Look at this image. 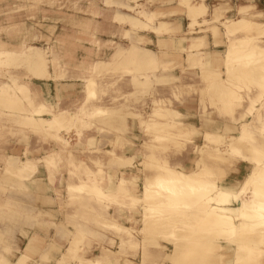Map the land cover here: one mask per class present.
<instances>
[{"label": "bare ground", "instance_id": "6f19581e", "mask_svg": "<svg viewBox=\"0 0 264 264\" xmlns=\"http://www.w3.org/2000/svg\"><path fill=\"white\" fill-rule=\"evenodd\" d=\"M176 1L178 7L186 13L189 32L192 34L188 37L187 43L180 47V51L185 52L183 59L187 65L198 68L202 73L196 80V85L201 90L204 109L210 107L221 118L233 119L238 110L244 108L243 118L250 114L255 121L252 123L243 121L238 127L227 123L224 133L206 130L203 134L205 143L199 148L201 156L196 159L194 169L187 170L172 164V158L178 155L176 154L178 144H182L196 132L194 125L186 124L182 117L184 114L182 115V112L174 107L175 98H180L181 94L187 91L185 86L189 76L184 65L181 67L182 77L174 74L168 69L172 60L163 58L166 54H163V50L162 53L153 50L128 32L152 30L159 34L169 30L167 27L174 22L163 19L157 22V11L154 10L141 12V18L119 11L115 19L128 25L125 36L129 38V43L126 45L118 43L112 56L107 60L96 61L93 69L99 71L104 67L121 66L126 73L133 75L135 94H154L157 98L153 101L147 118H144L138 112L127 110L124 106L109 107L99 101L100 84L94 77H88L83 80V96L87 104L83 111V119L103 122L111 118L119 124H124L123 128L112 125L115 126L116 137L120 140L126 137L127 130L124 126L130 118H134L140 125H145L146 130L153 133L154 149L164 151L165 155L159 157L153 151L151 153L147 151L146 158L156 160L155 163L152 162L155 169L153 175L145 177L140 196L132 195L130 181L133 178L126 177L124 173L117 187L105 193L101 185L103 172L99 168L93 170L84 166L85 161L80 157L72 156L61 143L58 149L49 150L42 158L25 152L22 153L23 157L16 153L1 155L4 168L0 184H9L12 189L21 190L20 194L23 196L22 189L32 186L35 182L41 163L47 170L52 184L60 180V175L56 176V172L59 171L61 164L68 162L72 169L83 165L86 169L82 173L69 171L71 182L67 187L69 206L80 215L76 218V230L70 232L67 225L62 223L55 228L53 236L56 241H68L70 249L75 253L81 244L99 237L100 230L93 228L94 225H99L103 231L117 235L123 245L132 247L142 245L144 252L148 248L151 249V253H145L142 264H162L159 258L166 248L163 243L172 245L170 249L172 251L168 257H165L168 264H225L222 252L224 250L233 251L232 257L228 254L227 258L230 260L226 262L227 264H264V39H262L264 22L258 20L262 17V13L255 8L242 6L239 18L224 20L222 32L227 35L229 43L221 57H218L211 51L204 53L201 50L202 46L208 44L204 41L206 36L199 33L205 29L213 30L216 26L212 23L219 19V16L211 14L210 18L207 17L208 6L205 0ZM176 23L177 27L181 26V21ZM203 24L209 25L205 29L196 27ZM163 40L165 39L159 38V41ZM14 62L23 64L32 78L29 82L13 79L12 83L0 85V119L4 115L16 116L12 122L20 127L31 128L39 133L58 134L70 119L79 117V114H71L63 108L55 110L52 104L43 101L36 104L38 93L32 86L38 85L33 80H43L48 73V59L41 48L32 46L23 51L0 49V65H11ZM251 83L263 96L260 107L256 106L260 97L255 98L250 95ZM212 88L209 93L210 102L206 105L205 97ZM60 98L59 94L58 105ZM23 102H28L34 108L23 109L21 106ZM246 102L248 105L245 107ZM17 108L20 110H16ZM212 143L221 145L214 146ZM93 150L94 153L98 152L96 148ZM105 159L109 164H117L125 170L131 167L133 162V157L117 153L115 149L107 150ZM235 159L243 160L251 166V171L238 185L229 184L225 180L226 168ZM96 161V165L99 166V160ZM76 181L78 182L75 183ZM15 190L7 199L0 200V256H2L3 244L14 231L15 223L23 218L26 221L34 220L37 212V207L28 206L22 196L17 198ZM104 199L109 205H116L118 209L135 208L141 201L143 213L141 227L137 231L140 238L138 234L134 235L132 230L123 228L116 218L107 216L106 219H102L103 204L101 203ZM234 202L236 206L233 205ZM86 210L94 211L96 217L87 218ZM67 218L66 223L73 222V219ZM209 233L214 237H208L211 235ZM39 242L38 235L32 236L25 253H22L14 264H30L26 252ZM110 255L109 251L103 248L101 257L94 261L89 259L88 263L104 264L103 258L109 263ZM1 260L0 264H3V258ZM5 262L9 264V261Z\"/></svg>", "mask_w": 264, "mask_h": 264}, {"label": "rangeland", "instance_id": "374dc122", "mask_svg": "<svg viewBox=\"0 0 264 264\" xmlns=\"http://www.w3.org/2000/svg\"><path fill=\"white\" fill-rule=\"evenodd\" d=\"M178 6L176 0H0V49L23 51L32 46L39 47L44 51L48 59L47 77L43 80H33L38 85L32 86L38 93L36 104H38L37 102L39 101H43L52 104L55 110L63 108L68 110L71 114H79L78 116L81 117V119L79 117L70 119V122L67 123L58 134H46L43 132L39 133V131H35L31 128L20 127L12 122L16 116L4 115V117L0 119V177L4 168L1 155L16 153L23 157L22 153L25 152L42 158L49 150L58 149L59 143L63 144L72 156L80 157L85 161L84 166L90 163L89 161L93 160L94 157H99L102 153L101 136L105 138V135H107L109 138H114V136H116L114 127L118 125L120 128H123L124 124H119L118 121H113L111 118L109 120L105 119L103 122L99 120L91 121V119L85 121L83 119V111L87 106L83 96V80L88 77H94L96 81L99 82V101L103 102L106 106H124L127 110H133L138 112L142 117L147 118L148 113L152 109L153 101L157 98L155 97L156 95L135 94V89L133 88V75L126 73L121 66L104 67L99 71H95L93 67L98 60L109 59L118 43L123 45L129 43V38L125 36L128 25L123 21L121 22L115 19L119 11L128 12L141 18V12L154 10L157 11V22L160 19L172 20L174 22L167 27L169 30H164L159 34H157V32L154 33L152 30H132L128 32V34L130 33V35L134 36L136 39L142 40L143 44L153 50L160 53H162L163 50V54L166 53L163 58L172 60L168 65V69L173 71L174 74L179 75L180 65L183 62V56H185V52H181L180 47L187 43L188 37L192 34L189 32V21L185 19L186 13ZM216 7H218V9H216ZM248 7L256 9L255 6ZM231 10L232 9L229 7L218 5L217 2H208L207 17L210 18L212 16L211 14H217L219 19H216L214 23H212L216 26L213 30L205 29L209 24H203L202 26L197 25V28L205 29L199 34L212 32L220 37L224 30L222 22L226 19H237L235 16H232V13H230L232 12ZM180 21L181 26L177 27L176 22ZM171 27L173 29H170ZM225 36L227 37L226 34ZM160 37L165 40L159 41ZM208 46L209 45H204L201 49L207 48ZM144 71H150V69H144ZM190 75V77H187V80L189 79L192 85L188 86V90L184 91V94H181L180 98H175V102L181 101V98L185 96L195 95L197 92L200 93L201 90H199V86L196 85V80L201 77L202 73L200 72L199 75L192 73ZM194 77H196V79ZM31 78L30 72H28L25 66L20 62H14L11 65H0V85L12 83L13 79L29 82ZM181 80L183 79L181 78ZM175 83L177 84V82H174V84ZM253 85L254 84L251 83L252 88L255 89L256 87ZM155 87L158 88L157 86ZM256 89L259 91L258 88ZM212 90L213 88L207 92V96L205 97L206 105L210 102L209 93ZM59 94L61 95L60 105H58ZM28 95H30V93H28ZM201 98L202 94L200 96V102ZM21 106L23 109L34 108L28 104V102L21 103ZM174 107L176 109L178 108L175 104ZM200 108L206 114L207 107L204 109L202 102ZM16 110L20 109L17 108ZM113 124L115 125L114 127H112ZM124 127L127 130L125 134L126 137H124L125 139L123 140L117 139L118 142H116V144L121 142L122 145H133V140L131 139L133 133L138 134L140 138L139 142L136 143V148L139 149L140 155L139 157H133L131 166L134 164H136V166L138 165L139 169L137 170V176L140 178V185L135 187V189L138 193H141V178L145 179L147 175H153L155 169L152 164L155 163L156 160H154V158H146L147 151L150 153L153 151L155 154L159 155V157L164 156L165 152L154 149L153 146L155 143L152 141L153 133L147 131L145 125H140L138 121H133L132 119L128 121ZM193 136H195V134H192L188 139L183 141L182 144H178L176 154H180L183 150L187 152L190 148V143L191 145H195V143L192 142ZM60 140L63 141V143ZM93 143H97L96 149L98 152L94 153L92 152L94 151L93 149H91L92 151L90 150V145H94ZM212 144L214 146L221 145L218 143ZM196 146L197 148L193 156L200 157V147L198 145ZM125 155L131 156L130 153ZM233 163L234 161L226 168L227 174L231 171ZM67 166L69 167L68 172L72 170L73 172L82 173V171L84 172L86 169L83 165L79 168L72 169L70 164L65 162L61 164L59 171L56 172L60 175V178H63L62 176L66 174ZM125 173L124 170V175H126ZM35 188V184L23 188L22 191H24L22 196V194H20L21 190L12 189L9 184H0V200L4 201L10 196V193L15 190L17 198L22 196L24 201H27L26 204H28V206L34 205L35 194L33 192ZM26 193L28 195H26ZM140 202L141 201L135 206L136 210L140 208V210H142V203ZM67 205H70L69 201ZM233 205L236 206V202H234ZM130 209L132 210V208H129V210ZM22 225H28L24 218L15 223L14 231L10 233L6 242L3 244L4 248L1 252L2 256H0V262L3 258V264H7L5 261H9V264H14L22 253L20 247V234H23L22 236L27 234L25 231L21 230ZM109 234L113 235L111 232H109ZM113 236L116 237L117 235ZM105 237L106 234L102 232L99 234L98 238L103 240ZM208 237L213 238L214 235L211 234ZM52 239L54 240V238H51V242ZM216 239L217 237H215L214 240ZM24 241L26 240L24 239ZM49 247L50 248L45 252L47 257H49V254L53 250L51 248H54L51 245H49ZM171 251L172 250L165 248L163 250L164 253H167L165 257H168ZM31 252H34V249ZM81 252H83V249H81ZM222 252L224 263L227 264L226 262L230 260L227 258L228 254L232 257L233 251L228 252L224 250ZM161 258L162 257H160L159 260H162ZM80 259V257L76 256L74 250L69 249L65 251V255L63 254V262L59 264H71V261L76 262ZM102 260L104 261V258ZM164 261L165 260H163V262ZM163 262L162 264H164ZM81 264L89 263H83L81 261Z\"/></svg>", "mask_w": 264, "mask_h": 264}, {"label": "crops", "instance_id": "0c3cea01", "mask_svg": "<svg viewBox=\"0 0 264 264\" xmlns=\"http://www.w3.org/2000/svg\"><path fill=\"white\" fill-rule=\"evenodd\" d=\"M205 1H206L207 6H208V2L211 1L213 3L217 2L218 5L222 4L221 6L231 8L232 12H230V13H232V16H235V18L240 17L239 11H240V8L242 6H255L256 9L262 13V17L259 18L258 20L264 22V0H205ZM240 4H241V6H240ZM185 19L187 20V17ZM204 35L206 36L204 41L209 46L207 48H204L201 50L204 53L206 51H211L214 53V55L221 57L224 50H226L225 48L229 43V39L224 34H221V36L219 37V36H216L215 34H213L212 32H207ZM262 39H264V37ZM215 40H216V42H220V41H223V42L216 43ZM183 65H184L185 71L187 72V75L189 77L191 76L190 74H192V73H196L198 75L200 74V71L198 68L189 67L183 59V62L181 63V66L179 69V72H180L179 75H181V77H182V73H181L182 68L181 67H183ZM194 78L196 79V77H194ZM186 84H187L186 90H188V86L192 85V82H190V80L188 79V81H186ZM256 88L255 89L252 88L250 95L252 97H255V98L260 97L261 102L259 101V103L256 105L257 107H260L262 102H263V96H262V94H260V90L258 91ZM259 94H260V96H259ZM245 95H247V94L245 93ZM246 98H249V97H246ZM174 102H175V100H174ZM174 104H175V106L177 105V107H178L177 109L180 112H182V115L184 114L182 116L183 121L186 124L194 125V127L196 129L195 136L192 137V140H193L192 142L195 143V145L194 144L191 145V143H190V148L188 149L187 152H184V150H183L180 154L176 155L171 160L172 164L177 165V167H184L187 170H192L195 167V162H196V159H198V157H194L193 154L195 153V149L197 148L196 145L201 147L205 143L203 134L206 132V130L211 131V132L217 131V133H223L225 125L227 123L231 126L234 125L233 127H235V126L238 127L243 121H249L251 123L255 121L254 117L250 114L247 115L245 118H243L242 112L245 109H239L238 112L233 117V119L232 118H227V119L221 118L219 116V114L216 111H214L213 109H211L210 107H207V112L205 114L203 112V110L200 108L201 102H200V93L199 92L195 93V95L185 96V97L181 98V101L175 102ZM207 105H208V103H207ZM247 105H248V102L245 103V107ZM130 120H132V119L130 118L129 121ZM133 121H134V118H133ZM132 123H134V122H132ZM132 135L133 136H131V139L133 140V145H131V146L122 145L121 142L116 144V142H118L116 136H114L115 138H112V137L109 138L107 135H105L106 136L105 138L101 136L100 140L102 141V144H101L102 153L99 155V157H94L93 160L89 161L90 163L86 164L87 168H90L93 170H97V168H99L103 172L104 176H101V177H103L102 178L103 183H101V185H102V187L104 189L103 191L105 193H107L109 191H113L117 187L118 182L122 178L125 169L119 167L117 164L116 165L109 164L107 162V160L105 159L104 153L107 150L115 149L117 151V153H121V154H129L130 153L131 154L130 157H139L140 151H139V149L136 148V143L139 142L140 138H139L138 134L133 133ZM199 143H201V144H199ZM95 144H96V146H95ZM94 148H97V143H94V145L90 146V150L94 149ZM96 160H99V166L96 165V162H97ZM175 162H177V163H175ZM138 169H139L138 165L136 166V164H134L133 166L128 167L125 170L126 177H129L130 179L133 178L130 181V186H131V193L134 196H140V194H141V193H138L135 189V187H138L140 185L139 184L140 178L137 176V170ZM68 170H69V167L67 166L66 174L62 176L63 178H60V180H58V182H56L55 184H52L50 181L49 174H48L47 170L44 168L43 164L41 163V165L39 166V173L40 174L39 173L37 174V178L35 179V182L33 183L37 187V188H35V191L33 192L35 194L34 206L37 207V212H36V216H35L34 220H27L26 224H28V225H22V228L24 229L23 231H25L27 233V236L26 235H25V237L21 236V243H20L21 252L25 253V251H26L25 249L28 245L29 239L34 235H38V237L40 238V242L37 243V245L34 248H32L29 252H26L28 254V263L31 262L30 264H36V263L37 264H49V263L59 264V263L63 262V254L65 255V251L70 249V243L68 241H61L60 242V241H56L55 239L54 240L52 239V242H51V238L55 235V231H56L55 228H57L62 223H65L67 225V229L70 232H75V230H76V226H75L76 221H77L76 218H77V215L79 213L67 205V202H68L67 187H68L69 183L71 182L69 180L70 178H69ZM250 171H251V166L249 165V163H247L243 160L235 159L233 166H231V171L228 172L227 176L225 177V180L228 181L229 184L238 185L245 178V176H247V174ZM56 176L59 177L58 174ZM64 176H65V179H64ZM143 179L144 178H141L142 188H143V184H144ZM77 182L78 181H76L75 183H77ZM92 203H93V201H91V204ZM101 204H103V206H102L103 212L101 211V215L103 216V218H102L103 220H104V218L106 219L107 216H110L111 218H116V220L120 223V225L123 228H127V229L132 230L134 235L138 234L137 231L141 227V217H142V213H143V210H140L141 208L138 210H136L135 208H132V210L131 209L130 210L129 209H118V208H116V205H109L108 201L105 199ZM125 210H126V212H125ZM44 211L46 214H44ZM124 214H125V216H124ZM96 215L97 214L94 211L93 212L90 210L85 211V216L87 218L88 217H96ZM79 216L80 215H78V217ZM67 217H70L71 219H73V222L72 223H70V222L66 223V221L68 219ZM134 218L136 219V221ZM35 222L36 223L38 222L39 224L38 223L36 224ZM93 228L95 230H100L99 233H102V232L105 233L106 234L105 239L102 240L100 238H96V239H93L90 243L81 244L79 247V250H77V252H76V256L80 257L81 259L79 261H76V262L71 261L70 262L71 264H81V261L83 263H88V261H90V260L94 261L96 258L101 257V251L103 248L108 250L109 253L111 254L110 255L111 261L109 260V263H108V261L107 260L105 261V259H104V261H103L104 264H134V263L135 264H137V263L142 264L144 257H145L144 256L145 253H148V252L151 253L152 252V250L149 248L147 251L144 252V248L142 245H139L137 247L136 246L132 247L130 245H123L117 236L114 237L113 235H110L109 232L103 231L99 227V225H94ZM137 236H138V238L141 237L139 234ZM24 239L26 241H24ZM52 244H54V245H52ZM163 244H165L164 246L169 250L172 248V245L169 243H163ZM39 245H41L40 246L41 248L39 247ZM49 245L53 246L54 248L51 251V253L49 254V257H47L45 255V252L50 248ZM33 249H34V252H31ZM81 249H83V252H81ZM165 254H167V253H163V255L161 256L162 260H159V262L162 263L163 260H165ZM9 258H11V257H9ZM58 261H60V262H58ZM163 263L168 264V261L165 260Z\"/></svg>", "mask_w": 264, "mask_h": 264}]
</instances>
